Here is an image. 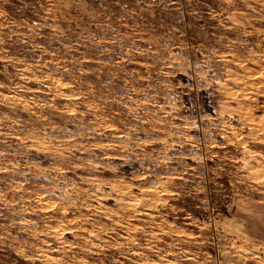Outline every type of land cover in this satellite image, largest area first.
Masks as SVG:
<instances>
[{
  "label": "rangeland",
  "instance_id": "rangeland-1",
  "mask_svg": "<svg viewBox=\"0 0 264 264\" xmlns=\"http://www.w3.org/2000/svg\"><path fill=\"white\" fill-rule=\"evenodd\" d=\"M0 264H264V0H0Z\"/></svg>",
  "mask_w": 264,
  "mask_h": 264
}]
</instances>
